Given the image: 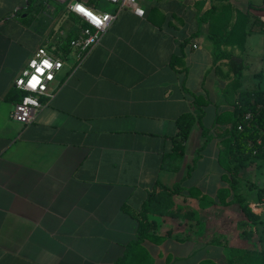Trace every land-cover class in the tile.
Returning <instances> with one entry per match:
<instances>
[{
    "label": "crops",
    "instance_id": "obj_1",
    "mask_svg": "<svg viewBox=\"0 0 264 264\" xmlns=\"http://www.w3.org/2000/svg\"><path fill=\"white\" fill-rule=\"evenodd\" d=\"M71 1L36 0L29 6L28 0H0V264H117L137 236V214L149 190L157 180L168 186L181 181L205 142L196 123L185 156H172L177 118L202 113L207 126V111L224 100L226 108L207 126L220 148L217 135L230 122L217 123V115L233 111L240 92L258 87L251 80L255 72L235 78L226 56L214 64L211 37H220L224 52L242 56L249 67L260 59L253 51L264 34V0H139L144 16L121 9L79 65L65 63L52 83L54 98L42 97L36 120L15 121L14 82L35 50L63 36L62 49L68 45L70 51L84 25L69 11ZM259 163L242 168L240 180ZM225 172L217 196L230 188ZM192 175L186 190L196 187L213 197L187 185ZM258 204L264 236V202ZM194 209L203 227L197 230L190 219L184 228L191 230L189 240L175 237L184 229H172L161 242L145 239L125 264H187L174 249H164L168 242L191 246L193 256L203 253L193 264H218L217 254L226 260L222 229ZM245 223L235 224L233 233L247 240L252 223ZM206 231L220 232L221 240L202 235Z\"/></svg>",
    "mask_w": 264,
    "mask_h": 264
},
{
    "label": "trees",
    "instance_id": "obj_2",
    "mask_svg": "<svg viewBox=\"0 0 264 264\" xmlns=\"http://www.w3.org/2000/svg\"><path fill=\"white\" fill-rule=\"evenodd\" d=\"M34 1L36 0H28L29 6ZM214 8L212 7V9ZM211 38L215 45L214 64L226 56L230 60L234 77L240 79L245 74L246 65L243 57L224 52L222 49L223 41L220 37L213 35ZM64 50L68 52V45L64 47ZM13 93L16 94L19 100L24 95V92L17 88ZM195 98L198 100V96L195 95ZM247 114H250V117L247 118ZM225 121H229L230 126L225 129H220L217 136L221 138L219 162L226 171L223 177L230 183V188L222 189L219 191L218 196L225 198L226 196L232 195L231 202L240 204L242 211L252 223V235L257 234L258 242L262 243L264 236L260 233L259 228L261 216L254 213L247 199L236 191L240 181L241 169L248 167L255 161L264 163V88L258 86L256 89L240 92L236 98L233 111L223 112L217 115V123H225ZM176 123L178 131L172 137V156L175 158L181 159L185 156L186 142L196 123H199L201 126L205 142L196 149L193 161L188 166L187 174L181 181H178L173 186H168L162 181L157 180L153 188L149 190L137 214L139 222L137 236L127 247L125 255L118 259L117 264H125L134 247L145 239L161 242L165 237L173 235L172 229L164 234L159 233L156 221L151 219L152 215L172 219L186 218L189 220L194 219L196 216L194 208L180 206L176 203L175 198L177 197L187 201L188 196L186 195V191L190 195L192 193H201L196 187L186 190L184 182L191 177L192 172L197 168L198 162L203 156V151L215 136L211 133V129L204 125L202 113H182L177 118ZM253 186L257 187V185ZM202 196L207 195L203 194ZM257 197L259 202H264V187H258ZM190 235L191 230L184 229L177 232L175 237L179 240H189ZM225 241L228 243L229 264H237L238 260H244L252 252H257L264 256V248L250 249L244 246L233 245L227 239ZM202 264L210 263L209 261H204ZM255 264H264V258L260 263Z\"/></svg>",
    "mask_w": 264,
    "mask_h": 264
},
{
    "label": "rangeland",
    "instance_id": "obj_3",
    "mask_svg": "<svg viewBox=\"0 0 264 264\" xmlns=\"http://www.w3.org/2000/svg\"><path fill=\"white\" fill-rule=\"evenodd\" d=\"M256 40L258 43L257 47L253 51V54L255 55V57H260V59L262 60H256L249 67L245 66V74L255 72V77L251 79L252 82L264 88V34L261 36L258 35L256 37ZM66 41L67 37L62 36L61 39H54L46 43V45L51 51L56 52L63 48ZM73 59V57H70L69 61H66V63L69 64ZM248 82L251 83L250 80H248ZM223 102L224 100H222L221 103L219 102L218 104L213 105L209 108L205 118V124L207 126L212 127L214 124L216 113L226 108L225 106L221 105ZM214 132L215 130L213 129L212 133ZM190 141V147L193 148V146L195 145L194 134ZM219 149L220 148L217 140H213L211 143H209L204 151V158L198 162L197 170L192 175V178L187 182V185L189 186H201L205 193L213 197L202 196L203 193H192L190 195L189 192L186 191L188 200L184 201L181 198L176 197V203L183 207L196 208L198 210L199 217L207 219V221L211 223H215V227H219V229H222L224 238L229 240L230 243H233V245L244 246L250 249L264 248V241H262V243L258 242V236H256L255 234L252 235L251 239L249 238L247 240H244L243 238L246 237L245 235L243 236V238H241L242 235L237 234L235 236L233 233V227L235 224L239 226L244 223V221L248 223L249 220L242 211L240 204L231 202L232 195L226 196L225 198L217 196V191L219 190V188L225 185V182L221 177V173L224 170V167L219 162ZM253 185H257V187ZM261 186H264V163H259L258 166L254 165L253 167L245 170V172L243 173V177L238 183L236 192L243 195L250 204H258L259 199L256 195V192L257 188ZM261 207L262 204H259V206L254 209V213L259 214L260 211H262ZM151 218L156 221L157 226L160 228L161 232L168 231L169 229H188L189 224L191 223V220H188L186 218L172 219L169 217L164 218L153 215L151 216ZM198 219H194V221L197 222L195 223L197 230L201 228V226L203 227V225L199 223ZM246 223L243 225H248ZM212 228V230H214V226ZM209 232L210 231H206L204 233L202 232V235L204 234L206 237L212 236V238L215 237L214 239L219 238L221 240L222 235H218L221 234L220 232H216L218 233L216 235H209ZM163 247L167 251L174 249L175 252L181 254L186 259L187 264H193L194 261H199L204 255L203 253H196V255L193 256L191 254V246L186 245L177 247L172 246L168 242L164 244ZM227 257H229V252ZM263 258V254L252 252L251 255L247 256L244 260H238L237 263L255 264L258 262L260 263ZM215 259L218 264H228V258L225 260L224 257L220 254H217Z\"/></svg>",
    "mask_w": 264,
    "mask_h": 264
},
{
    "label": "built area",
    "instance_id": "obj_4",
    "mask_svg": "<svg viewBox=\"0 0 264 264\" xmlns=\"http://www.w3.org/2000/svg\"><path fill=\"white\" fill-rule=\"evenodd\" d=\"M99 3H111L116 6L115 11H108L98 5L90 6L81 0L69 2V11L77 14L83 21L79 34L70 41V51L63 49L53 52L46 44L40 45L27 65L21 70L15 79V87L22 90L24 95L15 103L12 118L23 124H30L36 120L39 111L44 107L42 97L49 100L54 98L56 91L52 87L58 73L63 69L70 57L74 59V66L79 65L89 51L101 41L104 33L117 19L119 11L123 8H131L137 15L144 16L145 10L139 0H92ZM47 61L51 67L44 62ZM51 77V78H49ZM35 78V79H33ZM35 85V86H33ZM246 117H250L247 114ZM242 128V127H241ZM259 204H252L254 211Z\"/></svg>",
    "mask_w": 264,
    "mask_h": 264
},
{
    "label": "clouds",
    "instance_id": "obj_5",
    "mask_svg": "<svg viewBox=\"0 0 264 264\" xmlns=\"http://www.w3.org/2000/svg\"><path fill=\"white\" fill-rule=\"evenodd\" d=\"M48 67H51V65L50 64H48V62L47 61H45L44 62ZM49 78H51V77H49ZM33 79H35V78H33ZM33 86H35V85H33Z\"/></svg>",
    "mask_w": 264,
    "mask_h": 264
}]
</instances>
